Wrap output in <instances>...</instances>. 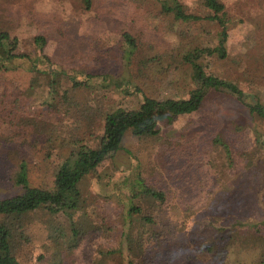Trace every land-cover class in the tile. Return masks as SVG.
Masks as SVG:
<instances>
[{"label": "rangeland", "instance_id": "rangeland-1", "mask_svg": "<svg viewBox=\"0 0 264 264\" xmlns=\"http://www.w3.org/2000/svg\"><path fill=\"white\" fill-rule=\"evenodd\" d=\"M178 1L186 13L201 19L176 21L172 15L161 13L151 0H92L88 11L79 0H0V32L18 38L17 52L31 54H34V34L48 36L56 43L62 41L65 34L72 39L71 47L60 44L53 48L60 54L59 59L102 74L107 72L119 79L129 95L115 90L103 91L98 84L93 86L94 92L74 94L73 100L78 106L68 117L62 118L69 123L71 120L82 121V126L86 127L88 122L82 116L88 107L100 117L114 108L136 109L142 98L135 92V87L142 88L147 96L176 101L187 99L188 93L196 88L188 66L175 63L168 69V64L161 65L158 58L160 55L172 58L194 48H212L218 44L222 27L205 18L209 12L200 7L198 0ZM219 1L225 8L223 28L228 56L225 60H206L205 71L216 79L236 85L243 94V101L227 91L210 89L196 114L162 123L159 140L138 139L129 134L118 154L101 163L96 172L82 182L81 190L87 204L98 201L103 212L114 218L119 216L122 205L118 203L115 187L123 175H131V170L139 167L148 184L169 192V204L165 205L167 218L170 224L176 225L177 232L182 230L181 217L185 212L192 215L187 220L190 227L184 231L186 239H191V228L196 220H207L212 210L224 209L222 203L226 198V203L233 206L237 203L235 209L239 211L253 209L264 214L263 204H259L264 197V160L257 157L262 150L253 148L255 137L264 142V118L250 114L244 104L258 103L264 107V0ZM125 33L131 35L137 47L138 58L132 59L130 71L124 70L119 59ZM74 51L86 53L71 61L70 53ZM89 52L98 59H90ZM153 59L154 63H145L147 67L139 70L140 60ZM15 64L19 65L17 69H0V86L31 90V96L20 101L21 106L31 114L47 111L44 105L48 101L46 78L27 71L29 64L22 60ZM93 118L98 133L99 119ZM215 136L227 142L233 153V172L217 190L209 188L216 179L210 174L202 175V170L196 168L198 162L204 164L218 156L220 150L211 142ZM24 150L27 153L28 148ZM241 152L245 153L241 155ZM252 156L257 157L255 166H248L247 159ZM42 159L41 154L18 159L9 153L5 144H0V199L19 193L23 184L52 190L60 163L54 158L50 161ZM184 162H191L193 166L186 169ZM106 195L107 198L103 197ZM49 222L51 219L41 213L24 216L20 226L14 221L7 222L12 252L16 254L23 248L20 236L25 231L36 242L28 261L33 264L47 243L43 237ZM89 223L90 217L85 210H79L75 218L76 229L84 230ZM206 235L210 236V233ZM259 244L264 253V232ZM92 253L89 249L78 252L73 264H92ZM43 254L42 264L57 263L54 250H43ZM176 264L192 263L180 260Z\"/></svg>", "mask_w": 264, "mask_h": 264}, {"label": "trees", "instance_id": "trees-1", "mask_svg": "<svg viewBox=\"0 0 264 264\" xmlns=\"http://www.w3.org/2000/svg\"><path fill=\"white\" fill-rule=\"evenodd\" d=\"M151 1L159 7L161 13L172 15L176 21L201 19L186 13L178 0ZM198 2L201 8L209 12L205 18L222 27L218 44L212 48L183 51L172 58L165 55L158 58L161 65L165 62L168 64V69L175 63L190 68L196 88L188 93V98L177 101L157 99L147 96L142 88L135 87V92L142 98L136 109L114 108L100 117L88 107L82 116L88 122V129L82 126V121L71 120L69 123L62 118L68 117L70 111L78 106L73 100L74 94L94 92L93 86L98 84L103 91L115 90L125 96L129 95L119 79L107 72L102 74L91 68H83L81 64H67L59 59L60 54L55 53L53 48L60 44L71 47L69 44L72 39L65 34L59 33L63 35V39H60L62 41H59L62 43L59 44L48 36L34 34V54H31L17 52L18 38L0 32V69H17L19 65L15 62L22 60L29 64L27 71L46 78L48 88V101L44 104L47 111L31 114L20 104L22 99L31 96V90L21 91L12 86H0V144H5L9 153L18 159L41 154L43 161L54 158L60 163L54 175L52 190L23 184L19 193L0 199V264H29L31 252L36 247L35 238H30L22 231L20 239L23 248L14 254L6 223L14 221L20 226L24 216L37 213L51 219L43 237L47 243L42 248L44 252L54 250V257L58 258L56 264H73L75 254L87 249L93 252L92 264H176L180 260H189L192 264H264V253L259 244V238L264 232V214L253 209L239 211L235 209L237 203L235 206L226 203L227 198L222 203L224 209L216 212L212 210L207 220H196L191 228V239H186L184 231L190 227L187 220L192 215L189 211L185 212L181 217L182 230L177 232L176 225L170 224L167 218L169 216L165 205L169 204V192L148 184L139 167L133 168L131 175H123L115 187L118 203L122 205V213L116 218L103 212V206L98 201L93 205L87 204L81 190L82 182L88 175L95 173L105 160L118 154L126 136L130 134L138 139L159 140L162 123L196 114L207 90L221 89L235 95L240 102L243 101V94L236 85L216 79L205 71L206 60H225L228 56L224 44V5L219 0ZM79 3L86 11L91 9L92 0H79ZM84 53L86 51L71 52V61ZM136 53V42L125 33L119 57L124 70L130 71ZM88 56L92 60L98 59L97 55L90 52ZM154 62V59L140 60L139 70ZM244 104L250 114L264 118L262 105ZM93 116L99 119L98 133L93 126L96 124ZM211 142L220 150L218 156L204 164L198 162L196 168L202 170V175L210 174L216 179L209 188L217 190L221 189L222 183L233 172V153L230 145L221 138L215 136ZM26 147L27 153L24 150ZM253 148L262 150L257 157L264 160V142L259 137L254 138ZM257 157L248 158L247 165L255 166L254 160ZM184 164L186 169L193 166L191 162ZM103 197L107 198L108 195ZM259 204H263L264 209V197ZM79 210H85L90 217L89 226L84 230L75 227ZM207 232L210 236L206 235ZM43 250L33 264H42L41 260L45 258Z\"/></svg>", "mask_w": 264, "mask_h": 264}]
</instances>
